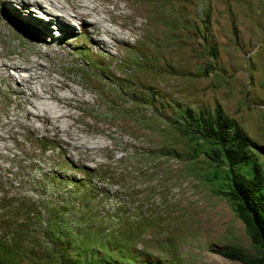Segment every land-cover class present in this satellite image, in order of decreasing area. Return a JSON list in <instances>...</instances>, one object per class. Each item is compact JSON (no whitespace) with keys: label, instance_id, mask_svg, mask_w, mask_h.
<instances>
[{"label":"rangeland","instance_id":"1","mask_svg":"<svg viewBox=\"0 0 264 264\" xmlns=\"http://www.w3.org/2000/svg\"><path fill=\"white\" fill-rule=\"evenodd\" d=\"M7 1L0 0V199L41 194L56 203L61 194L52 184L51 193L34 190L50 171L81 181L110 168L83 183L95 188L97 215L84 233L94 238L101 230L113 239L140 232L129 248L132 264H240L220 253L255 255L243 223L208 182L204 158L153 160L164 142L151 128L153 120L168 121L174 107L220 108L264 146V0H143L141 40L99 55L61 0H39L51 13L28 5L25 15L51 31L41 39ZM52 16L61 19L52 24ZM11 59L42 64L43 77L24 82L29 71L2 66ZM118 83L125 96L114 95ZM41 138L63 150L72 164L67 172L52 152H42Z\"/></svg>","mask_w":264,"mask_h":264},{"label":"trees","instance_id":"2","mask_svg":"<svg viewBox=\"0 0 264 264\" xmlns=\"http://www.w3.org/2000/svg\"><path fill=\"white\" fill-rule=\"evenodd\" d=\"M211 53L216 57L217 48L213 47ZM212 68L207 67L206 75ZM114 90L115 96H125L126 88L120 83ZM174 109L176 113L168 121H152L151 131L164 142L152 159L169 157L188 162L204 158L208 182L231 205L256 249L253 256L240 251L222 252L221 256L240 264H264V146L257 145L220 108ZM37 142L44 154L52 152L59 160L55 166L61 172L72 167L54 140L41 138ZM98 173L106 177L110 168L84 173L86 179L81 181L62 179L50 171L34 183V190L43 194L52 192V184L53 190L61 194L56 203L42 201L41 194L36 198L0 199V264H132L129 248L140 232L113 239L101 230H93L94 238L86 234L92 231L97 215L91 207L95 188L83 183ZM65 184L72 187L67 189Z\"/></svg>","mask_w":264,"mask_h":264},{"label":"bare ground","instance_id":"3","mask_svg":"<svg viewBox=\"0 0 264 264\" xmlns=\"http://www.w3.org/2000/svg\"><path fill=\"white\" fill-rule=\"evenodd\" d=\"M7 1V0H6ZM64 2L58 1L62 7L64 13L72 18L83 23L85 34L90 45V50L95 54L110 53L114 50L118 54L121 50L122 45L128 44L133 40L135 43L141 40V31L145 29L143 19L146 18L145 6L146 3L143 0H92L97 2V6L91 5V0H63ZM42 3H47L48 6H56L52 0H44ZM39 0H8L6 9L12 12L11 9L15 10L20 16L25 15L27 12L28 5H35L34 12L41 11L42 8L46 9L48 13L51 10L48 7H44ZM17 4L20 9L17 10ZM32 10L30 9V12ZM45 11V10H44ZM32 14L28 13L25 15L26 21L30 22L34 27L32 32H35L38 38H46L45 34L51 31L49 26L43 25L40 29V23L32 19ZM60 21L61 18L53 17L50 19L51 23L54 24V20ZM71 19V20H72ZM54 22V23H53ZM81 23V24H82ZM149 24V23H148ZM69 32L72 31L71 26L63 25ZM74 26H80L75 24ZM83 29V28H79ZM154 29V27H153ZM157 30H154L152 34H155ZM66 36H63L61 40H67ZM26 63H17L16 59H11L10 64H2L3 67H10L16 72L29 71V76L24 79V82L31 83V81L40 79L45 72L44 66L36 64V66L28 67Z\"/></svg>","mask_w":264,"mask_h":264}]
</instances>
